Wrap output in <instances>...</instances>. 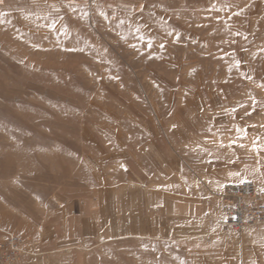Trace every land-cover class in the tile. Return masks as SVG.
<instances>
[{
	"label": "rangeland",
	"instance_id": "obj_1",
	"mask_svg": "<svg viewBox=\"0 0 264 264\" xmlns=\"http://www.w3.org/2000/svg\"><path fill=\"white\" fill-rule=\"evenodd\" d=\"M243 179L264 190V0H0L1 228L78 201L89 264H264V224L219 225Z\"/></svg>",
	"mask_w": 264,
	"mask_h": 264
},
{
	"label": "crops",
	"instance_id": "obj_2",
	"mask_svg": "<svg viewBox=\"0 0 264 264\" xmlns=\"http://www.w3.org/2000/svg\"><path fill=\"white\" fill-rule=\"evenodd\" d=\"M223 178L220 175V179ZM171 202L170 199L169 204ZM173 203L176 212L192 213L195 209L193 201ZM207 207L209 211L214 208ZM95 212L90 211L86 219L77 201L56 211L48 223L30 224L27 235L22 236L30 240L31 249L35 252L28 257V264H89L90 251L102 243L96 240L98 224ZM86 228L90 231L86 232ZM2 230L7 229L0 227V239L4 236ZM260 232L258 230L256 234Z\"/></svg>",
	"mask_w": 264,
	"mask_h": 264
},
{
	"label": "built area",
	"instance_id": "obj_3",
	"mask_svg": "<svg viewBox=\"0 0 264 264\" xmlns=\"http://www.w3.org/2000/svg\"><path fill=\"white\" fill-rule=\"evenodd\" d=\"M260 224H264V190L250 179L227 183L220 195V227L245 232ZM2 232L0 264H27L28 257L34 255L29 241L9 230Z\"/></svg>",
	"mask_w": 264,
	"mask_h": 264
},
{
	"label": "bare ground",
	"instance_id": "obj_4",
	"mask_svg": "<svg viewBox=\"0 0 264 264\" xmlns=\"http://www.w3.org/2000/svg\"><path fill=\"white\" fill-rule=\"evenodd\" d=\"M106 195V194H105ZM106 198V197H105ZM106 200V199H105Z\"/></svg>",
	"mask_w": 264,
	"mask_h": 264
},
{
	"label": "snow or ice",
	"instance_id": "obj_5",
	"mask_svg": "<svg viewBox=\"0 0 264 264\" xmlns=\"http://www.w3.org/2000/svg\"><path fill=\"white\" fill-rule=\"evenodd\" d=\"M243 182V181H242Z\"/></svg>",
	"mask_w": 264,
	"mask_h": 264
}]
</instances>
